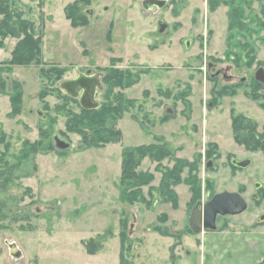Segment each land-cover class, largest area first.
<instances>
[{"label":"rangeland","instance_id":"obj_1","mask_svg":"<svg viewBox=\"0 0 264 264\" xmlns=\"http://www.w3.org/2000/svg\"><path fill=\"white\" fill-rule=\"evenodd\" d=\"M75 1L7 0L42 35V64L12 65L7 76L21 84L22 107L10 116L9 97L0 95L6 160L16 162L25 140L53 149L22 160L0 189L7 204L0 214V264H227V249L237 246L256 248L241 255L253 264L264 252V228L253 240L217 239L222 232L216 231L204 238L188 232V217L199 201L244 189L248 209L219 217L216 226L264 217V153L234 142L231 125L233 115H243L257 134L264 131V87L254 88L253 78L264 70V0L241 3L245 22L233 27L229 11L237 0L215 8L209 0H164L150 9L144 0H81L88 23L74 27L65 8ZM18 40H3L0 66ZM112 67L129 73L132 83L113 88L111 96L122 93L133 103L114 123L120 141L85 148L83 135L65 127L69 113L81 112L79 100L65 98L60 83L99 73L103 89L96 100L111 103L101 77ZM82 132L89 142L92 131ZM54 136L69 148L58 149ZM143 144H168L174 156L141 159L138 169L154 177L142 188L143 202L128 204L119 195L122 151ZM234 160L250 162L232 167ZM162 178L173 191L170 200L160 191Z\"/></svg>","mask_w":264,"mask_h":264},{"label":"trees","instance_id":"obj_2","mask_svg":"<svg viewBox=\"0 0 264 264\" xmlns=\"http://www.w3.org/2000/svg\"><path fill=\"white\" fill-rule=\"evenodd\" d=\"M81 1V0H80ZM80 1H75L65 8V18L72 26H84L88 23L87 17L83 14L80 7ZM248 1L237 0V4H232L229 11L230 27L242 25L245 22L241 3L248 4ZM209 7L215 8L218 4L223 3V0H209ZM82 3V2H81ZM0 14L3 15V19L0 21V46L3 45L5 38L14 37L19 39L15 44L12 52L11 59L4 65L0 66V95H6L10 101V113L12 117L21 113L22 107V90L21 84L14 78L7 76L11 74V66H27L31 64L41 65V40L42 35L39 31H36L34 22L23 18V14L14 8L11 9L7 0H0ZM237 62V61H236ZM113 64V63H112ZM41 74L44 76L47 71L41 69ZM62 75L61 70H57L56 79H60ZM129 73H124L123 70L117 68H107L104 70V75L101 77L102 83L105 85L104 95L110 100L102 103L99 107L94 109H84L81 107V112L76 114L67 115L65 120V127L68 131H72L83 135L85 148L101 147L108 143L118 142L121 139V133L115 128V121L121 118L124 107H130V100H123L122 93L111 96L112 90L115 87L126 88L131 86ZM261 86L260 83L255 82L254 88ZM222 93H226L223 91ZM234 94V92H232ZM66 97H71L68 94H64ZM73 98V97H71ZM255 99L256 96H253ZM115 101V102H114ZM129 102V103H128ZM126 103V104H125ZM231 125L233 129V138L236 143L241 144L247 150H261L264 153V131L261 134L256 133L255 122L248 121L243 115H233L231 119ZM87 127L92 131L89 142L86 140L85 134L82 132ZM0 144L3 145V152H0V189H2L7 181L10 179V175L15 169L18 168L22 160L27 159L31 154H35L38 151L48 152L53 147L48 144L46 147L43 145L42 140H36L29 142L25 140L20 150V157H16V162L9 163L6 160L7 151L10 148V142L5 140L4 133H0ZM149 154L150 159L158 160L163 157L173 158V151L168 144L162 146L143 144L139 147H125L122 151L121 160V174L119 177V195L123 202L128 204H135L143 202V190L144 186L149 187V183L152 182L154 177L153 173L142 172L138 169L141 159ZM160 186L163 187L162 193L166 192L172 196L173 191H170L167 186L168 183L160 181ZM159 192V190H158ZM197 197V201H198ZM170 200V198H169ZM176 202V200H174ZM196 201V202H197ZM175 202H173L175 204ZM174 206V205H173ZM7 209V204L0 202V214L4 213ZM164 215H160V220L163 221ZM157 232L163 231L160 226L155 229ZM188 232H191L188 229ZM166 236V235H164ZM93 249V248H92ZM94 249L90 252L93 253Z\"/></svg>","mask_w":264,"mask_h":264},{"label":"water","instance_id":"obj_3","mask_svg":"<svg viewBox=\"0 0 264 264\" xmlns=\"http://www.w3.org/2000/svg\"><path fill=\"white\" fill-rule=\"evenodd\" d=\"M164 0H144L143 6L146 9L153 5L163 6ZM256 78L264 81V70L258 69ZM60 87L66 94L73 98H78L79 104L84 109H94L99 107L100 103L96 100V92L102 90L100 74L78 73L75 78L64 80ZM55 146L60 150L69 148V143L54 136ZM235 162V161H234ZM249 164L248 160L239 162L237 165L245 167ZM208 166L210 164L208 163ZM198 202L190 211L188 217V226L193 233H199L202 229L214 230L218 215H236L242 213L247 208V204L242 196L237 192L223 191L216 193L206 202L201 211ZM203 221V226H202Z\"/></svg>","mask_w":264,"mask_h":264},{"label":"flooded vegetation","instance_id":"obj_4","mask_svg":"<svg viewBox=\"0 0 264 264\" xmlns=\"http://www.w3.org/2000/svg\"><path fill=\"white\" fill-rule=\"evenodd\" d=\"M234 58L235 57H233V60H234ZM260 69V68H259ZM257 71H258V69L257 70H255V72H254V80H256V81H258V83H260V85L262 86L263 85V87H264V81H262V80H259L258 78H256V73H257ZM234 140V139H233ZM234 142H236L235 140H234ZM238 144V143H237ZM235 161V162H234ZM233 162H232V167H237V165H236V163H239L240 161H236V160H234ZM250 162V161H249ZM257 186H258V184H257ZM224 191H226V190H224ZM241 191H243V192H245L246 190L244 189V190H241ZM221 192H223V191H221ZM243 192H238L237 191V193H239L241 196H242V198L244 199V201L246 202V204H247V209H248V203H247V201H246V199H245V196H243ZM218 193H220V192H218ZM216 194V193H215ZM215 194H213V195H215ZM212 195V196H213ZM254 195H257V193H255ZM250 196H252V193H251V195ZM212 198V197H211ZM210 198V199H211ZM210 199H208L207 201H202L203 202V204H205L206 202H208ZM238 215V214H237ZM221 216H226V215H218L217 216V218H216V222H215V226H216V223H217V220H218V218L219 217H221ZM229 217H235V216H230V215H228ZM262 215H259V216H257L255 219H247V220H245V221H242V222H240V223H238L239 221H241L240 219H233V221L232 222H230V223H223L219 228H218V226H216V229H214V230H202L200 233H198V234H204V233H206V232H222V231H224L226 228L227 229H230V227H232V228H237V227H239V228H241V229H243V232L244 233H248V232H250V231H253V233L255 234V236L256 237H259L260 235H259V232L258 231H256V229H262V228H264V217H261ZM218 225V224H217ZM190 229V228H189ZM192 232V231H191ZM261 264H264L263 263V261H262V263Z\"/></svg>","mask_w":264,"mask_h":264},{"label":"crops","instance_id":"obj_5","mask_svg":"<svg viewBox=\"0 0 264 264\" xmlns=\"http://www.w3.org/2000/svg\"><path fill=\"white\" fill-rule=\"evenodd\" d=\"M245 220H247V219H245ZM236 229L237 230H235V232L232 233L231 232L232 229H227L226 228L224 231H222V233H220L217 236V239H218L219 236H221V234H224V236H227V234H229V236H227L228 240H230V239L235 240L236 238H241V237L242 238H246L248 240H253V239H256L257 238L255 236V234L253 233V231H250L248 233H244L243 232V229H241V228H236ZM235 234H238V236L237 237L233 236ZM202 235H203L204 238H205V236L208 237L206 235V233H204V234L202 233ZM248 245L251 246V247H253L252 244H248ZM236 248H237V250L227 249L229 251V255L230 256L232 255L231 258H228V259H230V261H228L227 264H246L247 260L244 257H241V255L245 254L246 252H248V254H249V251L256 250L255 247L253 249H249L248 247L237 246ZM257 255H258L259 258H255L253 256V260H256L253 264H261L262 261L264 263V252L261 253L260 251H258Z\"/></svg>","mask_w":264,"mask_h":264},{"label":"bare ground","instance_id":"obj_6","mask_svg":"<svg viewBox=\"0 0 264 264\" xmlns=\"http://www.w3.org/2000/svg\"><path fill=\"white\" fill-rule=\"evenodd\" d=\"M248 161H249V160H248ZM237 164H238V163H236V165H237ZM237 167H241V166H238V165H237ZM212 197H213V196H212ZM199 202H201V205L199 206V209H200V211H201V209H202V207H203L204 204H203L202 201H199ZM239 214H240V213H239ZM236 215H237V214H236ZM202 226H203V221H202ZM215 229H216V227H215ZM190 230H191V229H190ZM202 230H204V229H202ZM202 230H201V231H202ZM201 231H200V232H201ZM200 232H199V233H200ZM196 234H198V233H196Z\"/></svg>","mask_w":264,"mask_h":264}]
</instances>
